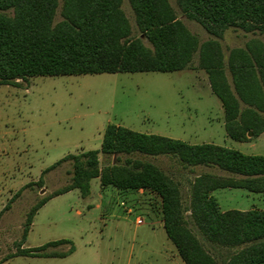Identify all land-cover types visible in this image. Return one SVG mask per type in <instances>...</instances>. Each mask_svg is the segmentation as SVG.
<instances>
[{
    "label": "trees",
    "instance_id": "trees-1",
    "mask_svg": "<svg viewBox=\"0 0 264 264\" xmlns=\"http://www.w3.org/2000/svg\"><path fill=\"white\" fill-rule=\"evenodd\" d=\"M128 1L137 34H132L122 0H63L56 22L58 0H0V84L19 86L34 76L201 69L221 102L230 139L248 141L264 131V41L250 39L244 47L229 49L226 57L220 43L229 27L264 32V0H176L181 13L212 36L203 42L176 17L169 0ZM160 154L177 157L184 167L227 173L195 175L187 208L190 220L208 242L239 247L224 264H264V210L222 211L212 194L228 187L264 193V155L213 143L190 144L107 124L99 150L67 154L42 171L39 185L44 173L65 162L71 165L69 182L40 199L33 210L72 189L86 197L93 178L102 187L148 191L159 198L163 229L183 263L218 264L186 223L179 183L139 158ZM100 155L111 162L100 167ZM64 244L69 245L65 251L48 250ZM73 250L70 241L60 239L35 248L20 246L17 253L64 257Z\"/></svg>",
    "mask_w": 264,
    "mask_h": 264
},
{
    "label": "rangeland",
    "instance_id": "rangeland-1",
    "mask_svg": "<svg viewBox=\"0 0 264 264\" xmlns=\"http://www.w3.org/2000/svg\"><path fill=\"white\" fill-rule=\"evenodd\" d=\"M62 1L58 0L55 22L61 19ZM169 2L176 17L200 42L212 38L197 21L181 13L176 0ZM121 8L132 34H137L129 1L122 0ZM254 38L264 41V32L229 27L220 43L227 55L229 49L244 47ZM192 61L197 64L196 53ZM205 80L202 70L188 68L34 76L19 86L0 84V264H184L166 237L159 198L151 192L118 191L99 186L93 178L86 197L72 189L33 208L69 182L71 165L65 162L44 173L39 185L42 171L67 154L99 150L107 124L190 144L212 141L242 153L264 155V144L248 148L229 139L224 144L220 101ZM139 158L153 162L179 183L188 227L218 264H224L239 247L208 242L190 220L187 208L190 183L196 174L227 173L217 168L184 167L169 154ZM111 160L100 155V167ZM244 192V188L228 187L216 189L214 195L222 208L259 203L245 199ZM137 218L141 224H136ZM60 239L70 241L73 252L64 257L17 253L20 246L35 248ZM68 247L64 244L48 250L65 251Z\"/></svg>",
    "mask_w": 264,
    "mask_h": 264
},
{
    "label": "crops",
    "instance_id": "crops-1",
    "mask_svg": "<svg viewBox=\"0 0 264 264\" xmlns=\"http://www.w3.org/2000/svg\"><path fill=\"white\" fill-rule=\"evenodd\" d=\"M225 55V54H224ZM227 55H225L226 57ZM201 70V69H200ZM203 71V70H202ZM204 72V71H203ZM205 73V72H204ZM205 76H206V80H205V84L207 85V87L210 89V86H209V83H208V79H207V75L205 73ZM211 91V89H210ZM219 100V99H218ZM220 105H221V102H220ZM221 108H222V105H221ZM222 112H223V108H222ZM221 126L224 128V120H223V116H222V121H221ZM224 133H225V130H224ZM225 135V136H224ZM248 136L251 135L250 132H248L247 134ZM227 139L231 140V141H234L232 139H230L226 133L223 134V142L224 144H227ZM238 142L240 145L242 146H246L248 148H253L255 147L256 145H263L264 144V131L261 132L258 136L256 137H253L251 139H249L248 141H243V142H240V141H236ZM203 143H213L212 141L210 142H203ZM215 144V143H213ZM219 145V144H218ZM221 146H226V145H221ZM244 154H249V153H244ZM250 155H254V154H250ZM260 155V154H259ZM99 183V181H98ZM100 186V185H99ZM107 187H111V186H107ZM220 189H223V188H220ZM241 189V188H240ZM246 190V189H245ZM120 191V190H118ZM139 193H142V190H138ZM212 194L214 195V191L212 192ZM215 196V195H214ZM242 196L245 198V199H253V200H257L259 203L257 204H254V203H251V204H246V205H239L238 207H235V208H230V207H227V208H222L220 205V209L222 211H225V210H229V209H236V210H240V211H247V210H251V209H259V210H264V193H253V192H250L248 190H246V192H244V194H242ZM216 197V196H215ZM217 201H218V204H219V197H216Z\"/></svg>",
    "mask_w": 264,
    "mask_h": 264
},
{
    "label": "built area",
    "instance_id": "built-area-1",
    "mask_svg": "<svg viewBox=\"0 0 264 264\" xmlns=\"http://www.w3.org/2000/svg\"><path fill=\"white\" fill-rule=\"evenodd\" d=\"M135 222H136V224H141L142 220L140 218H137Z\"/></svg>",
    "mask_w": 264,
    "mask_h": 264
}]
</instances>
